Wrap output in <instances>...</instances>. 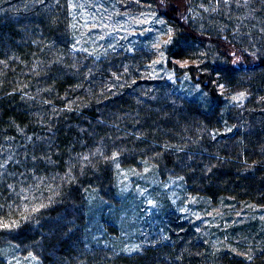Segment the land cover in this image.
<instances>
[{"label": "trees", "instance_id": "16d2710c", "mask_svg": "<svg viewBox=\"0 0 264 264\" xmlns=\"http://www.w3.org/2000/svg\"><path fill=\"white\" fill-rule=\"evenodd\" d=\"M34 1L0 0V218H22L24 191L52 188L19 240L50 264H264V247L252 260L213 251L186 223L134 254L93 248L85 212L88 190L115 193L116 156L181 175L213 202L264 203V0L248 17L217 15L228 34L202 29L195 0H149L173 27L165 55L175 76L135 83L125 67L141 68L146 51L77 55L70 0ZM223 89L247 98L231 105Z\"/></svg>", "mask_w": 264, "mask_h": 264}, {"label": "rangeland", "instance_id": "374dc122", "mask_svg": "<svg viewBox=\"0 0 264 264\" xmlns=\"http://www.w3.org/2000/svg\"><path fill=\"white\" fill-rule=\"evenodd\" d=\"M41 1L36 0L32 4L37 5ZM194 2L192 14L199 20L202 29L228 34L232 32L231 25L217 23L216 16L221 12H235L248 17L247 13L254 1L247 0L245 3L244 0H229L227 4L218 3L217 0ZM14 5L24 8L23 2ZM69 9L72 46L74 48L75 45L77 55L85 54L98 60L146 51L145 64L141 68L137 67L133 72L128 65V81L135 83L175 76L167 63H154L161 60L160 51L166 57L163 46L159 49L152 47L155 38L160 36L159 30L167 27L173 30V27L158 13L151 1L140 0L138 4L136 0H70ZM144 15H148L149 19H162L165 23L158 24L155 20L151 24L137 23ZM248 26L249 40L255 43L253 29L250 24ZM162 39H167V36ZM112 46H115L114 51ZM208 54V50L203 53L204 56ZM174 62L186 66L194 60L182 58L174 59ZM223 91L231 105L243 103L247 98L243 91ZM241 94L243 99H237ZM107 151L103 150L104 153ZM121 161L116 156L114 194L107 196L100 188L88 190L85 212L86 240L89 246L119 254H134L144 246L166 238L171 229L186 223L194 228L198 237L213 251H230L244 258L251 257L250 260L263 251L264 203L237 201L232 197L213 202L191 191L183 176L171 172L163 174L149 160L140 162V165L123 164ZM49 187L44 185L24 191L21 219L5 221L0 218V264H50L44 261L37 249L22 243L18 236L22 223L30 219L38 221L41 211L51 205V202L45 204L40 201L45 192H52ZM4 224L15 226L4 228ZM177 233L182 232L178 230Z\"/></svg>", "mask_w": 264, "mask_h": 264}, {"label": "snow or ice", "instance_id": "6c2138e0", "mask_svg": "<svg viewBox=\"0 0 264 264\" xmlns=\"http://www.w3.org/2000/svg\"><path fill=\"white\" fill-rule=\"evenodd\" d=\"M217 2L218 3L219 2H223V3L227 4L229 2V0H217ZM244 2L247 3V0H244ZM136 3L139 4L140 0H136ZM153 20H155V23H158V24H164L165 23L162 19H156L155 17H153L152 19H149L148 15H144L143 19H138L137 23H139V24H145V23L151 24L153 22ZM74 27H75V25H74ZM103 27H107V25H103ZM147 31H152V29H147ZM159 32H160V36L155 38V43L152 45V47L159 49L161 46H163L164 49H167L168 45L172 43V39H170L168 41H165L162 38H163V36H172L173 30H172V28L167 27V28L160 29ZM102 38L103 37H101V39ZM74 48H75V45H74ZM112 49L114 51L115 50V46H112ZM80 50L85 51V52L87 51V49H80ZM129 50H131V49H129ZM159 56L161 57V60L157 61V62H154V63H167V59L164 56V52L163 51L159 52ZM151 67L152 66H150V68ZM125 72H127V67H125ZM119 79H120V77H116V80H119ZM237 99H243V94H241V96L238 97ZM66 110L71 111L72 110L71 105H69ZM113 160L115 161L116 157H113ZM4 168H5V164H4V162L2 160H0V176L3 175ZM149 203H151V201H149ZM14 226H15L14 224L13 225H10V224H4L3 225L4 228H11V227H14ZM129 251H137V249H130ZM249 259H251V257H249Z\"/></svg>", "mask_w": 264, "mask_h": 264}, {"label": "clouds", "instance_id": "9594fccd", "mask_svg": "<svg viewBox=\"0 0 264 264\" xmlns=\"http://www.w3.org/2000/svg\"><path fill=\"white\" fill-rule=\"evenodd\" d=\"M170 39H172V36H167V39H165V41H168Z\"/></svg>", "mask_w": 264, "mask_h": 264}]
</instances>
